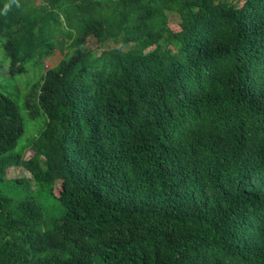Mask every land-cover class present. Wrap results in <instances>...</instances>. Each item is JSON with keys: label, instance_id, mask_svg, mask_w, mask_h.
Here are the masks:
<instances>
[{"label": "trees", "instance_id": "trees-1", "mask_svg": "<svg viewBox=\"0 0 264 264\" xmlns=\"http://www.w3.org/2000/svg\"><path fill=\"white\" fill-rule=\"evenodd\" d=\"M20 3L0 185L37 189L0 187V264H264V0Z\"/></svg>", "mask_w": 264, "mask_h": 264}, {"label": "rangeland", "instance_id": "rangeland-1", "mask_svg": "<svg viewBox=\"0 0 264 264\" xmlns=\"http://www.w3.org/2000/svg\"><path fill=\"white\" fill-rule=\"evenodd\" d=\"M177 21L178 20L176 16L171 15V17H169V22L172 26L177 27ZM60 58H61V53L56 50L52 55L44 59V68L46 69L50 66L55 65ZM0 73L4 74V76L7 75V71L4 66H0ZM24 118H25V130L21 138L19 139L17 145L12 151H16L19 147H21L26 137L28 136L29 124L27 123V121H29V118L25 113H24ZM30 153L31 151L29 150L28 147H26L24 150V155L28 156ZM5 177L6 179H16L22 177L20 183H13V181H5L3 184L0 185L3 195L12 197L13 201L24 198L27 195H32L34 193L33 191L37 189L36 184L33 181L30 182V180L27 178L30 177L29 173L20 166H12L8 168Z\"/></svg>", "mask_w": 264, "mask_h": 264}, {"label": "clouds", "instance_id": "clouds-1", "mask_svg": "<svg viewBox=\"0 0 264 264\" xmlns=\"http://www.w3.org/2000/svg\"><path fill=\"white\" fill-rule=\"evenodd\" d=\"M13 6L15 8H21L22 5L20 0H8V2L4 4L3 10H0V16H7L8 12L12 10Z\"/></svg>", "mask_w": 264, "mask_h": 264}]
</instances>
